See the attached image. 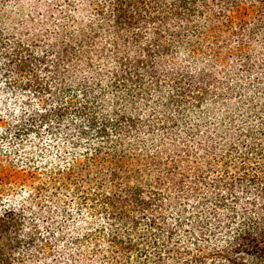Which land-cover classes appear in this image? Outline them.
I'll use <instances>...</instances> for the list:
<instances>
[{
	"label": "trees",
	"instance_id": "16d2710c",
	"mask_svg": "<svg viewBox=\"0 0 264 264\" xmlns=\"http://www.w3.org/2000/svg\"><path fill=\"white\" fill-rule=\"evenodd\" d=\"M0 264H264V0H0Z\"/></svg>",
	"mask_w": 264,
	"mask_h": 264
},
{
	"label": "rangeland",
	"instance_id": "374dc122",
	"mask_svg": "<svg viewBox=\"0 0 264 264\" xmlns=\"http://www.w3.org/2000/svg\"><path fill=\"white\" fill-rule=\"evenodd\" d=\"M46 1H49V0H46ZM12 1H10V5L12 6L13 3H11ZM27 5V4H26ZM29 6V5H28ZM85 217L83 215H80L79 212H78V224H81L82 223V220L84 219ZM82 225V224H81Z\"/></svg>",
	"mask_w": 264,
	"mask_h": 264
}]
</instances>
